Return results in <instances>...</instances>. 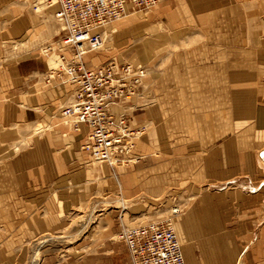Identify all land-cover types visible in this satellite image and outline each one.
<instances>
[{"label": "rangeland", "instance_id": "374dc122", "mask_svg": "<svg viewBox=\"0 0 264 264\" xmlns=\"http://www.w3.org/2000/svg\"><path fill=\"white\" fill-rule=\"evenodd\" d=\"M168 1L159 0L152 9L130 14L124 20L106 27L100 49L87 57L89 64L97 66L110 61L142 63L151 76L156 67L158 70L167 69L166 65L173 58L176 59L170 56L173 48L193 44L192 40L186 41L185 38L191 37L194 26L193 0H181L186 1V7L168 4ZM257 6L261 9V18L256 25V35L262 37L263 51L264 0H259ZM58 12L57 5L44 0H0V264H130L126 245L118 239L120 230L165 220L175 202L182 207L181 214L173 218V224L186 264H264V167L260 164V158L264 157V135L262 144L255 148L256 160H249L248 177H244L254 183L255 192L252 184L242 185L238 182L240 178L234 177L237 182L226 186L204 185L200 190L206 193L205 200H201L196 193L182 192L184 188H192L191 166L164 169L152 166L147 173L123 172L98 163L89 155V174L97 171V165L107 167L108 182L104 183L102 179L95 182L96 176H91L85 189L79 186L72 190L64 189L65 185L62 184L61 190L70 196V200L65 205L66 213H56L55 201L45 198L53 182L48 166L54 165L56 160V153L51 148L50 129H67L68 126L61 113L48 129L40 122H27L21 118L20 113L23 114V109L27 107L26 89L14 87L18 83L12 78L19 61L41 53L46 45L60 38ZM254 25H251L252 29ZM12 28L13 34H8ZM263 62L264 56H260V69L249 71L245 88L250 121L252 118L255 120L257 112L264 118ZM253 67L250 64V68ZM150 78L152 80L150 76L146 80V87ZM151 85L153 93L139 100L138 103L143 106L134 113V117L141 110L158 103L154 83ZM238 90L241 88L234 86V96ZM7 114L14 115L16 119L2 121L1 117ZM134 117L133 124L145 130L141 139L137 140L138 145L147 135L151 124L142 117L138 116L136 120ZM177 171L180 173L177 174ZM177 179L186 183L181 181L178 185ZM214 192L217 195L233 193L226 201V210L221 209L223 214L226 213V216L222 215L225 222L221 224L225 228L216 233L218 237H224L225 249L221 259H228L227 263L198 261L199 242L209 240L208 224H204V218H207L209 193ZM197 202L205 206L206 212L201 218L197 216L199 231L196 233L190 224L197 222L192 217ZM241 213L243 228L247 222L248 233L231 230L240 227L236 225V220L240 221ZM229 252H233L230 257ZM229 259H234V262Z\"/></svg>", "mask_w": 264, "mask_h": 264}, {"label": "crops", "instance_id": "0c3cea01", "mask_svg": "<svg viewBox=\"0 0 264 264\" xmlns=\"http://www.w3.org/2000/svg\"><path fill=\"white\" fill-rule=\"evenodd\" d=\"M258 1L193 0V32L191 37L185 38L186 41L192 40L193 44L190 47L173 48L170 56L176 59L173 58L166 65L167 69L158 70L156 67V70H152V76L149 73L152 80L150 78L145 96L149 97L153 93L151 84L154 83V93L159 101L156 105L141 110L134 118L136 120L139 116L148 120L151 128L137 145V161L131 162L127 168L115 167L114 170L147 173L152 166L162 169L191 166L193 183L189 182L192 183V188H184L182 192L196 193L201 200H205L203 198L206 193H201L200 190L204 185L226 186L237 182L234 177L240 178L238 182L242 185L252 184L255 192L254 183L244 177H248L251 164L249 160H256L255 148L262 144L264 118L257 112L256 117L254 116L256 121L253 118L250 121L248 92L245 88L249 71L259 70L260 56H264L260 42L262 37L256 35V25L261 18ZM168 4L179 7L187 5L186 1L181 0H169ZM57 24L59 27L58 21ZM251 25H254L253 29ZM8 34H13V28ZM49 45L41 53L19 61L12 78L18 83L14 87L26 89L27 107L23 109V114L20 113L21 118L27 122H40L47 129L52 126L54 118L59 116L61 108L69 103V92L72 89L62 83L61 79L47 81L54 68L53 60L44 51ZM250 64L254 67L250 68ZM234 86L241 88L235 92V96ZM1 118L6 122L16 119L12 114ZM67 129H50L51 148L56 153V160L53 166H48L53 182L48 187L49 197L45 198L55 201L56 213L59 215L67 212L65 205L70 200V196H66L61 190L62 184L65 185L64 189L72 190L78 186L85 189L91 176H96L95 182L102 179L105 183L109 180L107 167L100 168L97 165V171L89 174V153L82 148L87 129L82 126L81 133L70 127ZM181 181L186 183L177 179V184ZM146 189L150 191L147 187ZM232 194L209 193L208 213L204 224H208L210 234L207 242L198 244L199 262L227 263L228 259H221L225 249L224 237H218L216 233L225 228L221 224L225 222L222 215L226 216V213L223 214L221 209L226 210V201ZM237 207L238 204L235 205V211ZM205 209L201 202H197L192 216L197 222L190 224L196 233L199 231L197 216L203 217ZM237 224L240 227L231 230L248 233L247 222L243 228L242 213L240 221L236 220ZM232 253H228L229 257ZM229 260L234 262V259Z\"/></svg>", "mask_w": 264, "mask_h": 264}, {"label": "built area", "instance_id": "2783aa9c", "mask_svg": "<svg viewBox=\"0 0 264 264\" xmlns=\"http://www.w3.org/2000/svg\"><path fill=\"white\" fill-rule=\"evenodd\" d=\"M59 7L60 38L46 47L54 62L47 81L61 79L72 87L70 101L61 108L65 125L87 129L82 146L95 161L112 168H127L137 161V140L144 134L133 124L143 105L148 68L142 63L110 61L99 66L87 57L100 49L103 32L130 14L148 11L159 0H44ZM182 212L173 203L163 221L124 227L118 239L125 243L130 264H186L173 218Z\"/></svg>", "mask_w": 264, "mask_h": 264}, {"label": "bare ground", "instance_id": "6f19581e", "mask_svg": "<svg viewBox=\"0 0 264 264\" xmlns=\"http://www.w3.org/2000/svg\"><path fill=\"white\" fill-rule=\"evenodd\" d=\"M43 7V6H42ZM41 8V7H40ZM42 9V8H41ZM45 14V13H44ZM46 15V14H45ZM49 15V14H48ZM51 16V15H50ZM49 16V17H50ZM57 16V15H56ZM53 18V17H52ZM148 18V17H147ZM49 20V19H48ZM122 20H124V19H120V20H118L117 22H120V21H122ZM47 21V20H46ZM50 21V20H49ZM58 21V20H57ZM48 23V22H47ZM59 23V22H58ZM112 25V24H111ZM59 28L61 29V27H60V23H59ZM53 29V28H52ZM160 30V29H159ZM108 33H110V32H108ZM112 34V33H111ZM146 34V33H145ZM43 35V34H42ZM105 35V34H104ZM108 35V34H107ZM106 35V36H107ZM112 36V35H111ZM105 37V36H104ZM110 37V36H109ZM44 39V38H43ZM46 39V38H45ZM28 40V39H27ZM50 40V39H49ZM18 41V40H17ZM105 41V40H104ZM25 43H27V42H24V44ZM23 44V45H24ZM33 44V43H32ZM51 44V43H50ZM23 45L22 46H20V47H23ZM26 46H27V44H26ZM17 47V46H16ZM30 47H31V45H30ZM25 48V47H24ZM107 48V47H106ZM17 49V51H18V48H16ZM15 49V50H16ZM6 50V49H5ZM12 50H14V49H12ZM27 50V49H26ZM8 51V50H7ZM21 51V50H20ZM24 51H25V49H24ZM19 52V51H18ZM22 52V51H21ZM156 53V52H155ZM10 55V54H9ZM13 55V54H12ZM157 55V54H156ZM13 56H15V55H13ZM123 56V55H122ZM115 60V59H114ZM125 60V59H124ZM94 63V62H93ZM125 63V62H124ZM146 66V65H145ZM147 77H149V70H148V75H147ZM148 86H149V83H148ZM143 101V100H142ZM145 104V103H144ZM146 105V104H145ZM144 105V106H145ZM219 106V105H218ZM147 107V106H146ZM221 109V108H220ZM232 109V108H231ZM30 125H31V123H30ZM34 125V124H33ZM141 125V124H140ZM15 126V125H14ZM35 126V125H34ZM17 127V126H16ZM24 127V126H23ZM26 127V126H25ZM27 127H28V125H27ZM32 128H33V126H32ZM37 128V127H36ZM39 128L41 129V127L39 126ZM35 129V128H34ZM38 129V128H37ZM18 131V130H17ZM33 131V130H32ZM37 132V131H36ZM39 132H40V130H39ZM45 133V132H44ZM30 135V134H29ZM141 139V138H140ZM13 148H15V147H13ZM19 148V147H18ZM20 151V150H19ZM93 160V159H92ZM94 161V160H93ZM260 164L264 167V157H261L260 158ZM117 170V169H116ZM110 201H111V199H110ZM97 204V203H96ZM87 206V205H86ZM97 206V205H96ZM93 209V208H92ZM106 211V210H105ZM107 213V212H106ZM85 215V214H84ZM75 242V241H74ZM73 243V242H72Z\"/></svg>", "mask_w": 264, "mask_h": 264}]
</instances>
